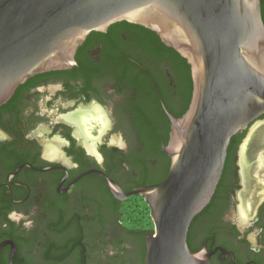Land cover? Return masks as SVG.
Returning a JSON list of instances; mask_svg holds the SVG:
<instances>
[{"label": "flooded vegetation", "instance_id": "obj_1", "mask_svg": "<svg viewBox=\"0 0 264 264\" xmlns=\"http://www.w3.org/2000/svg\"><path fill=\"white\" fill-rule=\"evenodd\" d=\"M260 9L264 24V0ZM148 31L118 21L91 32L74 66L29 76L0 105V264H135L129 232L143 230L121 223L107 178L124 192L162 181L167 112L179 118L185 105L180 74ZM262 181L264 113L230 138L189 249L208 264H264Z\"/></svg>", "mask_w": 264, "mask_h": 264}, {"label": "water", "instance_id": "obj_2", "mask_svg": "<svg viewBox=\"0 0 264 264\" xmlns=\"http://www.w3.org/2000/svg\"><path fill=\"white\" fill-rule=\"evenodd\" d=\"M126 21L153 32L190 66L185 113L167 112L170 158L159 183L124 192L150 210L144 264H208L187 233L220 178L230 138L264 113V24L260 0H0V105L29 76L69 69L86 36Z\"/></svg>", "mask_w": 264, "mask_h": 264}, {"label": "trees", "instance_id": "obj_3", "mask_svg": "<svg viewBox=\"0 0 264 264\" xmlns=\"http://www.w3.org/2000/svg\"><path fill=\"white\" fill-rule=\"evenodd\" d=\"M152 34H153L154 39H155L153 50L155 52L161 51V50L168 52L172 58L173 68L175 70H177L180 74V78L182 81V91H183V93H185V95H184L185 105H184L183 110L179 114V116H182L189 106L190 99H191V93H192V81H191V75H190V66L186 63L185 59H183L174 50L163 45L160 42V40L158 39V37L154 33H152ZM165 139L167 140V135H166ZM168 169H169V161L165 165V168H164V170H163V172L159 178H164L168 172ZM127 232H129V231H127ZM129 233L133 234V236L138 238V241H139L138 251H137V254L134 256L135 264H144V255H145L144 239H145L146 235L150 234V232L130 231ZM117 261L118 260H116L115 264H130V262H131V261L129 262L127 260H119L118 262ZM107 264H111V263L107 262Z\"/></svg>", "mask_w": 264, "mask_h": 264}, {"label": "rangeland", "instance_id": "obj_4", "mask_svg": "<svg viewBox=\"0 0 264 264\" xmlns=\"http://www.w3.org/2000/svg\"><path fill=\"white\" fill-rule=\"evenodd\" d=\"M261 185L254 187L256 195L264 190V181ZM120 221L129 229H141L146 232H152L153 222L150 218V210L144 199L139 195H134L124 199L120 206Z\"/></svg>", "mask_w": 264, "mask_h": 264}, {"label": "bare ground", "instance_id": "obj_5", "mask_svg": "<svg viewBox=\"0 0 264 264\" xmlns=\"http://www.w3.org/2000/svg\"><path fill=\"white\" fill-rule=\"evenodd\" d=\"M88 121H89V119L87 117H85V119H84L85 124H87Z\"/></svg>", "mask_w": 264, "mask_h": 264}]
</instances>
